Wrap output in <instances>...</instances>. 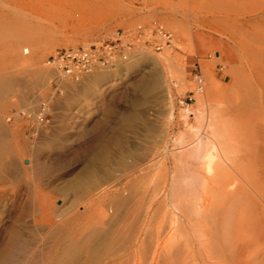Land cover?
I'll use <instances>...</instances> for the list:
<instances>
[{"label":"rangeland","instance_id":"1","mask_svg":"<svg viewBox=\"0 0 264 264\" xmlns=\"http://www.w3.org/2000/svg\"><path fill=\"white\" fill-rule=\"evenodd\" d=\"M152 22L172 47L79 82L43 63ZM42 105L34 131L7 120ZM263 106L264 0H0V264H213L217 238L191 227L208 186L199 138L224 173L225 157L258 164L259 128L231 137L239 111Z\"/></svg>","mask_w":264,"mask_h":264},{"label":"bare ground","instance_id":"2","mask_svg":"<svg viewBox=\"0 0 264 264\" xmlns=\"http://www.w3.org/2000/svg\"><path fill=\"white\" fill-rule=\"evenodd\" d=\"M23 52H26V50L23 49ZM236 116L238 117L240 128L234 131L233 137L231 138H236V137L242 138L244 137V135L248 136L250 135V129L255 126L259 128L257 133L261 134L260 138L264 136V134H262L264 133V106L260 107L259 109L253 110V111L241 110L237 113ZM205 134L203 136H200L199 138V140L202 142V146H200V149L198 150L199 152L203 150L202 156H204V160H205L204 179L206 181L205 183H207L208 186H207V190L205 193V197L203 198L204 200L202 201V203H200L201 213H199L200 211L196 209L199 215L201 214L199 216L200 218L198 217L197 219L195 217L197 220L193 221L194 223L192 222L193 224L192 226L191 225L190 226L193 228L192 231L193 233H195L194 236L197 234L198 236L199 235L209 236V237L215 236V238H217L215 239L217 241L216 243H213V246L215 244L216 246L218 245L217 247L220 250V255L218 257L213 256V258L215 257L214 258L215 262L213 261L214 262L213 264H237L235 261V258L237 257L239 260H241V262H244V264H254V257H255L256 251H255V240L253 236L259 237V236L264 235L263 233L264 228L260 226L263 222V221H260L262 219L261 217H264V144H262L259 150L260 157L258 160V164L255 163L256 160L254 159L256 158L255 157L256 155L253 157L255 161L246 156L244 157L242 156L239 159L235 157L234 159L232 158L229 159L226 157L223 158V161L227 164L230 171L232 172V173H229L228 171L224 173L222 169L219 170L217 166L221 161L218 162L217 164V162L214 160V158L222 157L220 155L221 152H219L216 146L217 142L215 141L216 143H214L212 141V138ZM249 137L251 136H248V138ZM219 144L220 143H218L217 145ZM220 151H222V149ZM202 156H201V160H202ZM220 165H222V163ZM257 167L259 168V171L257 170ZM225 170H228V168ZM226 173H229V175H227ZM258 177L261 179V181L258 180ZM178 189H175V190H178ZM172 192L173 190L170 193ZM171 201H174V199ZM182 203H184V201ZM175 210H176V207H175ZM179 211H180V208L178 212ZM182 212L183 214H186V216H188V213H186V210H183V211L181 210V213ZM187 212L192 213L189 210ZM262 220H264V218ZM259 222H261V224ZM157 233H158V230H157ZM175 233H177V230L173 231V233L169 235L174 236ZM159 234L160 233H158L157 236H159ZM244 238L245 239L247 238L248 240L246 239V241H244ZM213 239L214 238H212L211 240ZM258 241H259V238L257 242ZM237 242H240V245ZM236 243L239 246L238 248L239 251L231 250L232 248L229 250V248L232 247L234 244L236 246ZM257 244H259V242ZM207 247L210 248V246H207ZM214 248L216 247H212V249ZM228 250L230 251V253L231 251L232 252L236 251L234 253L235 255L227 254V252L229 253ZM263 264H264V260H263Z\"/></svg>","mask_w":264,"mask_h":264},{"label":"built area","instance_id":"3","mask_svg":"<svg viewBox=\"0 0 264 264\" xmlns=\"http://www.w3.org/2000/svg\"><path fill=\"white\" fill-rule=\"evenodd\" d=\"M174 40V34L159 23L140 24L89 45L57 48L45 57L43 63L58 81L79 82L95 71L113 70L130 62L142 50L161 52L172 47ZM193 79L196 91L201 92L204 85L201 74H195ZM44 113V105L36 111L15 110L7 120L17 123L25 118L34 131L43 122Z\"/></svg>","mask_w":264,"mask_h":264},{"label":"crops","instance_id":"4","mask_svg":"<svg viewBox=\"0 0 264 264\" xmlns=\"http://www.w3.org/2000/svg\"><path fill=\"white\" fill-rule=\"evenodd\" d=\"M219 57V56H218Z\"/></svg>","mask_w":264,"mask_h":264}]
</instances>
